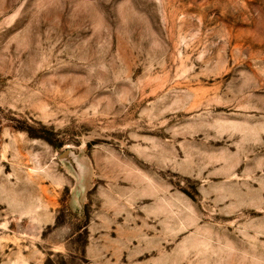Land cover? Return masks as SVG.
Returning <instances> with one entry per match:
<instances>
[{
  "label": "rangeland",
  "instance_id": "obj_1",
  "mask_svg": "<svg viewBox=\"0 0 264 264\" xmlns=\"http://www.w3.org/2000/svg\"><path fill=\"white\" fill-rule=\"evenodd\" d=\"M0 264H264V0H0Z\"/></svg>",
  "mask_w": 264,
  "mask_h": 264
}]
</instances>
